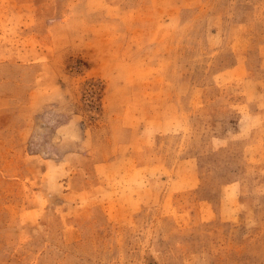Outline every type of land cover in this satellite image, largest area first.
<instances>
[{"label":"rangeland","instance_id":"obj_1","mask_svg":"<svg viewBox=\"0 0 264 264\" xmlns=\"http://www.w3.org/2000/svg\"><path fill=\"white\" fill-rule=\"evenodd\" d=\"M0 264H264V0H0Z\"/></svg>","mask_w":264,"mask_h":264}]
</instances>
